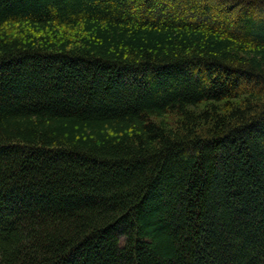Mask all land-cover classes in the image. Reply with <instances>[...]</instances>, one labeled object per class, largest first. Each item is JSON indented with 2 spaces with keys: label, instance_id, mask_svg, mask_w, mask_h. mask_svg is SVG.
<instances>
[{
  "label": "trees",
  "instance_id": "1",
  "mask_svg": "<svg viewBox=\"0 0 264 264\" xmlns=\"http://www.w3.org/2000/svg\"><path fill=\"white\" fill-rule=\"evenodd\" d=\"M0 264H264V0H0Z\"/></svg>",
  "mask_w": 264,
  "mask_h": 264
}]
</instances>
